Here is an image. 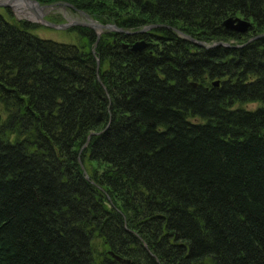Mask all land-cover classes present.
Masks as SVG:
<instances>
[{
    "label": "trees",
    "instance_id": "trees-1",
    "mask_svg": "<svg viewBox=\"0 0 264 264\" xmlns=\"http://www.w3.org/2000/svg\"><path fill=\"white\" fill-rule=\"evenodd\" d=\"M38 1L169 26L0 12V264H264V0Z\"/></svg>",
    "mask_w": 264,
    "mask_h": 264
},
{
    "label": "rangeland",
    "instance_id": "rangeland-1",
    "mask_svg": "<svg viewBox=\"0 0 264 264\" xmlns=\"http://www.w3.org/2000/svg\"><path fill=\"white\" fill-rule=\"evenodd\" d=\"M67 3L60 1L52 7L49 6V8L44 10L43 16L52 20L55 23H65V22L71 21L72 19H87V17L84 16V14L79 13L75 9H71V8L67 7L69 5ZM19 5H21V4H19ZM6 7H8V6H2L1 5L0 6V12L3 13L5 16L9 17V14L6 10ZM9 8L11 10V17L14 20H19V19L28 20L34 26L33 31L39 36L50 37V38H54V39L59 40V41L78 42V36H77L78 34L76 31L72 30L73 25H69L66 27L50 26L48 24L42 23L39 20H36V18L30 19V18L25 17L22 14H19L16 11V8H14V7H9ZM27 10H29V9L27 8ZM88 16L90 18H92L91 15L88 14ZM93 20L100 22V21L95 20V19H93ZM139 28H141V27H139ZM139 28H136V29H139ZM111 29L112 28H106V27L99 28V30L101 32H103L104 30H111ZM127 30H130V29H127ZM231 41H234V40L231 39ZM245 42H247V40ZM242 106L248 107V108H253L254 106H257V103L256 102H245L242 104ZM82 163H83V161H82Z\"/></svg>",
    "mask_w": 264,
    "mask_h": 264
},
{
    "label": "water",
    "instance_id": "water-1",
    "mask_svg": "<svg viewBox=\"0 0 264 264\" xmlns=\"http://www.w3.org/2000/svg\"><path fill=\"white\" fill-rule=\"evenodd\" d=\"M12 1H14V0H0V6L2 5V6L13 7ZM24 1H25V4H27L28 9H30L31 11H34L36 20H39L42 23L48 24L50 26L66 27V26H69V25L81 24V25H86V26H89V27L93 28L97 34L99 33V31L96 29L97 27L98 28H102V27L112 28V29L117 30V31H125V32H144L146 30H149L153 26H162L161 25L162 23H160V22H153V23L146 24V25H144L143 27H141L139 29H135L134 31L124 30L122 27L117 26L114 23H101V22L94 21L83 10H79V11L82 14H84V16L87 17V19H72L71 21H68V22H65V23H55L52 20H50V19L44 17L43 15L39 14L35 10V7L34 6H37V7L50 6V7H52V6H54L58 2H55V3H40L38 0H24ZM224 24L226 26H229V27H232V26L234 27L235 26L236 28L240 29L241 31L245 30L247 28V26L249 25L248 22L245 21V20H243V19H237V24L234 25V24H232V19L231 18L226 19L224 21ZM179 32H181L182 34L184 33L181 30ZM184 34L190 40L194 41L195 43H198L200 45H204L206 47L212 46V45H215V44H218V43H223L225 45H229V43L223 42V41H214L211 44H204L202 41L197 40V39H194L191 35L186 34V33H184ZM147 44H148V41H146L144 39H137V40H135L134 42L131 43V48H133V49H140V48H143ZM214 83H217V80H215ZM89 135H90V133L87 135V139H88ZM80 150L81 149H79V152H80ZM78 159H79V161L81 163V166L84 168L80 157H78ZM85 176L88 177L87 174H85ZM109 251L120 262H122L124 264H129V259L128 258H122L121 256L113 253L112 250H109Z\"/></svg>",
    "mask_w": 264,
    "mask_h": 264
},
{
    "label": "bare ground",
    "instance_id": "bare-ground-1",
    "mask_svg": "<svg viewBox=\"0 0 264 264\" xmlns=\"http://www.w3.org/2000/svg\"><path fill=\"white\" fill-rule=\"evenodd\" d=\"M12 4H13V7L14 8H16V11L19 13V14H22V15H24L25 17H27V18H30V19H35L36 17H35V13H34V11H31L30 9L29 10H27V4H25V1L24 0H14V1H12ZM19 4H21V5H19ZM30 4V3H29ZM24 5V6H23ZM66 5V4H65ZM35 7V10L39 13V14H41V15H43L44 14V10H46L47 8H49V6H42V7H37V6H34ZM228 18H231L232 19V24H234V25H236L237 24V19H243V20H245V21H247L248 22V26H247V28L245 29V30H243V31H241L240 29H238V28H236L235 26L233 27H229V26H226L225 24V26H226V28H228V29H232V30H235V31H237V32H241V33H246V32H248V30H249V28H250V26H251V21L248 19V18H243V17H237V16H230V17H228ZM227 18V19H228ZM163 27H164V25H166V26H169L168 24H166V23H162L161 24ZM159 27H161V26H159ZM158 27V28H159ZM123 28V27H122ZM98 31H99V33H98V39L100 38V36H101V31L99 30V28L97 27L96 28ZM124 30H127V29H125V28H123ZM173 29L175 30V31H177L178 33H180V34H182L181 32H179L180 30L178 29V28H175V27H173ZM148 31V30H147ZM123 33H125V31H122ZM184 34V33H183ZM263 34H259V35H257V36H254V38H251V39H255V38H257V37H259V36H262ZM250 39V40H251ZM192 41V40H191ZM193 43H195L194 41H192ZM204 43V42H203ZM151 44V43H150ZM195 44H197V45H199V46H204V45H200V44H198V43H195ZM204 44H206V43H204ZM218 44H221V43H218ZM223 44V43H222ZM128 44H125V46H127ZM216 45V44H215ZM225 45V44H224ZM226 46H230V44L229 45H226ZM147 47V46H146ZM204 47H206V46H204ZM209 47V46H208ZM208 47H206V48H208ZM133 49V48H132ZM141 49V48H140ZM134 50H136V49H134ZM139 50V49H138ZM94 51V50H93ZM98 59V58H97ZM97 65H98V60H97ZM97 67V66H96ZM100 69V68H99ZM100 76V75H99ZM214 84H218V81H217V83H214ZM108 93V92H107ZM94 133V132H93ZM97 133V132H96ZM86 144V143H85ZM85 144H84V146H85ZM83 146V147H84ZM85 148V147H84ZM82 149V148H81ZM81 151V150H80ZM81 155V154H80ZM83 164V163H82ZM84 166V165H83ZM84 169V168H83ZM84 172L86 173V170L84 169ZM87 174V173H86ZM88 175V174H87ZM88 177H89V175H88ZM87 177V178H88ZM119 210V209H118ZM146 246V245H145Z\"/></svg>",
    "mask_w": 264,
    "mask_h": 264
}]
</instances>
